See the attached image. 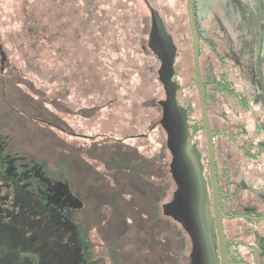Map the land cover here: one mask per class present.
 I'll return each mask as SVG.
<instances>
[{"label":"rangeland","instance_id":"rangeland-1","mask_svg":"<svg viewBox=\"0 0 264 264\" xmlns=\"http://www.w3.org/2000/svg\"><path fill=\"white\" fill-rule=\"evenodd\" d=\"M154 12L177 48L189 147L205 158L187 0H0V264H189L191 239L163 208L176 184ZM195 14L213 125L252 132L264 0H195ZM225 75L250 112L216 91Z\"/></svg>","mask_w":264,"mask_h":264},{"label":"flooded vegetation","instance_id":"flooded-vegetation-1","mask_svg":"<svg viewBox=\"0 0 264 264\" xmlns=\"http://www.w3.org/2000/svg\"><path fill=\"white\" fill-rule=\"evenodd\" d=\"M174 75L175 62L172 74L175 87L172 89L178 109H170L168 113L166 93L162 103V122L168 132L172 151L170 173L176 188L163 208H168L169 216L182 225L191 239L189 264H214L215 261L222 264L216 250L208 252L204 232L205 229L211 238L213 223L209 205L213 189L208 144L205 158H201L195 147H189L192 136L190 123L184 113L185 108L179 102ZM214 88L223 97H233L244 112L251 111L252 104L247 95L237 87ZM205 90L209 120L215 134V171L229 263L264 264V110L254 115L255 128L252 132L248 126L237 121L231 122V127L223 126L221 122V127L216 128L209 111V87ZM261 91L264 98V87ZM219 118L226 122V111H220ZM202 127L205 132L203 121ZM196 168L201 172V180L195 175Z\"/></svg>","mask_w":264,"mask_h":264},{"label":"water","instance_id":"water-1","mask_svg":"<svg viewBox=\"0 0 264 264\" xmlns=\"http://www.w3.org/2000/svg\"><path fill=\"white\" fill-rule=\"evenodd\" d=\"M187 14H188L189 28L192 35L194 74H195L196 86L198 90L202 121L206 133L207 144L210 155L211 182L213 189L217 231L220 241L221 261L222 264H230L229 251L225 237L223 214L221 212V207H220L219 190L217 186L216 171H215V134L213 132L209 120V114H208L207 102H206V90H205L206 83L201 68V60H200L201 43H200V35L197 27V20L195 14V0H187ZM153 23L154 24L151 30L149 45L162 61L160 79L164 84V87L166 88V93L168 95L167 103L169 105V110H168L169 113L170 109H173V111H177L178 109V103L176 101V97L172 89V87H175V85L173 86L172 84V74H173V65L175 62L176 46L173 42L172 37L165 31L163 24L160 22L155 12H154ZM197 168L195 171V175L199 178V180H201L202 178L201 172ZM164 209H165V213L169 215L168 208L165 206ZM204 232L207 241L206 242L207 250L209 253H212L215 250L212 240L205 229ZM214 264H218L217 261H215Z\"/></svg>","mask_w":264,"mask_h":264},{"label":"trees","instance_id":"trees-1","mask_svg":"<svg viewBox=\"0 0 264 264\" xmlns=\"http://www.w3.org/2000/svg\"><path fill=\"white\" fill-rule=\"evenodd\" d=\"M220 84H222L223 87H229L230 81L228 80V77L226 75L222 77Z\"/></svg>","mask_w":264,"mask_h":264}]
</instances>
